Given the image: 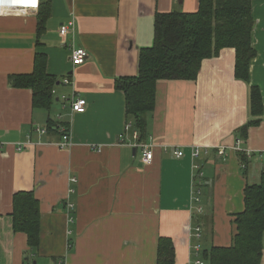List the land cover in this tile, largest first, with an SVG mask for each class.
<instances>
[{"label": "crops", "instance_id": "obj_1", "mask_svg": "<svg viewBox=\"0 0 264 264\" xmlns=\"http://www.w3.org/2000/svg\"><path fill=\"white\" fill-rule=\"evenodd\" d=\"M41 2L50 15L37 43ZM198 5L199 0H38L26 14H0V264H51L57 257L65 264H157L160 237L173 243L174 264H195V243L200 252L231 244L244 187L264 172V0H251L256 56L249 84L234 78L232 48L204 59L195 80L157 81L143 141L152 147L150 163L141 162L124 94L114 87L116 78L137 75L140 49L153 44L156 12H195ZM69 22L73 30L64 42L59 27ZM69 41L87 51L82 64L72 65ZM35 53L46 55L47 73L57 79L49 109L33 108L31 90L8 81L12 74L32 72ZM67 75L71 81L64 83ZM250 85L261 92L263 112L246 138L237 139V130L251 119ZM72 97L86 100L83 112L72 111ZM49 119L56 131H34ZM61 128L69 131L67 148L58 146ZM28 137L33 143L17 150ZM193 146L204 148L199 158L191 156ZM175 148L181 157L174 156ZM196 163L203 171L201 212L192 202ZM18 191H32L39 201L36 252L24 233L12 229V196ZM194 225L201 229L198 239L191 235Z\"/></svg>", "mask_w": 264, "mask_h": 264}, {"label": "trees", "instance_id": "obj_2", "mask_svg": "<svg viewBox=\"0 0 264 264\" xmlns=\"http://www.w3.org/2000/svg\"><path fill=\"white\" fill-rule=\"evenodd\" d=\"M50 15L49 5L41 2L36 19V39L45 31ZM255 19L251 0H199L195 12H156L153 44L140 49L136 76L118 77L114 87L125 97V112L131 120L136 141L147 136L149 114L155 107L158 80H195L204 59L217 57L224 48L235 52L234 78L249 84L250 64L256 56L252 46ZM47 57L35 53L30 73L12 74L8 81L14 88L32 92V107H49L55 101L57 79L48 74ZM263 112L262 95L257 86H249L251 119L237 130L236 138L245 139L250 126L260 121ZM48 130H57L49 119ZM246 161L242 158V164ZM202 168V167H201ZM243 210L234 215V234L228 246H211L199 252L205 264H261L264 234V172L257 183L246 184L243 190ZM12 229L27 237V245L37 251L40 244L39 201L32 191H18L12 196L10 213ZM174 248L169 238L158 240L157 264H174ZM62 257L53 258L58 264ZM64 261V260H63Z\"/></svg>", "mask_w": 264, "mask_h": 264}, {"label": "built area", "instance_id": "obj_3", "mask_svg": "<svg viewBox=\"0 0 264 264\" xmlns=\"http://www.w3.org/2000/svg\"><path fill=\"white\" fill-rule=\"evenodd\" d=\"M3 3H5L7 6H4ZM38 3V0H37ZM10 4L7 3V0L1 1L0 2V14L6 13V12H18L20 14H26L27 11L36 9L37 6H30V3H22V4H15L17 6H9ZM38 5V4H36ZM73 30V22H69L67 24H62L59 27V34L65 39L67 34ZM65 42V40H64ZM69 48H70V61L72 65H79L84 62V60L87 58V51L82 48V47H76L73 44V41L67 42ZM66 44V43H65ZM71 81L70 77L67 75L64 77L63 82L64 83H69ZM71 109L72 111L75 112H83L85 110V104L86 100L84 98H71ZM130 128L129 124L125 125V130H128ZM59 129V128H58ZM34 131L43 134L47 131V127H40V126H34ZM61 133V140L58 142V146L61 148H67L71 145L70 141V135L69 131L66 128H61L60 130ZM133 138L137 140L138 138V133L137 131H133ZM33 141L31 138L28 137L26 141L24 142H19L16 144V149L17 150H22L25 146L31 145ZM237 143H239V140H237ZM134 146L137 148H140V154H141V162L143 164L150 163L152 158H153V152H152V147L150 145H147L143 142H138L134 144ZM202 150L204 151V148L201 146H193L191 148V156L193 158H199L201 155ZM173 154L175 157H181L183 155V151L175 148L173 151ZM245 167V165H243ZM193 169L195 170V175L193 176V183L195 186V190L193 191V196H192V202L194 203L195 206V212H201L202 210V205H201V189L198 188V185L200 186L202 183L203 179V171L201 168L200 164H193ZM71 181H75V178H71ZM68 208L72 209L73 205L71 203H68ZM191 235L195 237L196 239L200 238L201 236V229L199 225H194L193 228H191ZM193 251L196 255V259L194 260L195 264H205L204 260H201L198 258V254L200 252V245L198 243H195L193 245ZM58 264H65V261L59 260Z\"/></svg>", "mask_w": 264, "mask_h": 264}, {"label": "bare ground", "instance_id": "obj_4", "mask_svg": "<svg viewBox=\"0 0 264 264\" xmlns=\"http://www.w3.org/2000/svg\"><path fill=\"white\" fill-rule=\"evenodd\" d=\"M5 1V0H0ZM7 3L10 4L9 6H17L15 4H22V3H30V6H37V0H7ZM4 6H7L5 3H3Z\"/></svg>", "mask_w": 264, "mask_h": 264}]
</instances>
